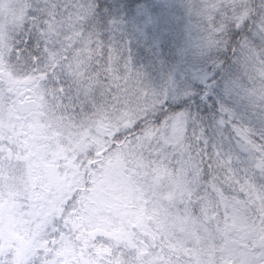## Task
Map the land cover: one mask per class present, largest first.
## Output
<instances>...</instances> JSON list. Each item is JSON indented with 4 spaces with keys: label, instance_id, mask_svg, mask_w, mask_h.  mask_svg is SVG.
<instances>
[{
    "label": "rangeland",
    "instance_id": "obj_1",
    "mask_svg": "<svg viewBox=\"0 0 264 264\" xmlns=\"http://www.w3.org/2000/svg\"><path fill=\"white\" fill-rule=\"evenodd\" d=\"M80 1L43 2L50 12L46 25L50 23L42 32L44 56L33 61L38 71L35 76L25 75L19 62L17 48H21V43L14 42V38L20 36L17 40H21L18 32L22 26L15 19L8 21L13 14L6 12L5 46L0 54V71L4 74L0 84L5 85L9 75V87L5 86L4 94L11 111L6 115L10 119L9 128L0 131V142L7 139L9 143L11 134L23 135L31 148L27 132L32 122L15 109L17 97L6 93L18 88L33 92L40 121L51 130L47 132L51 138L55 134L64 135L73 141L79 154L86 155L93 146L98 153L102 152L105 139L132 128L154 105L167 102L168 86L176 67L186 61L188 53H199L193 49L196 42L191 35L198 33L200 27L190 20L205 0H128L134 4L133 8L129 13L122 12L110 25L107 52L102 42L97 43L95 52L91 50V42H82L81 29L89 5ZM18 14L22 16L25 12ZM218 31L224 41L222 45L227 46L233 39L234 28ZM9 57L14 60L8 64ZM148 140L149 135L144 133L109 152L99 162L89 198L106 203L109 211L95 212L91 205L86 215L88 229L127 235L139 248L140 264H217L214 253L218 247L204 245L211 242L212 235L211 226L204 225L205 221L216 225L218 220L216 204L210 202L199 209L197 216H192L194 202L187 192L192 194L197 184L181 164L184 153L181 123L175 121L167 128L159 139L163 143L153 146L150 160L146 161ZM65 148L69 155L76 153L72 147ZM174 155H178L176 167ZM42 163L55 166L49 156H44ZM29 164L35 187L44 186V175L37 167L40 163ZM49 175L47 178L53 184ZM143 176L148 177V188H153V184L168 193L162 202L151 199L148 188L143 187ZM174 190L178 192H171ZM227 214L237 233L236 240L244 245H264V196L254 194L239 203L231 202Z\"/></svg>",
    "mask_w": 264,
    "mask_h": 264
},
{
    "label": "trees",
    "instance_id": "obj_2",
    "mask_svg": "<svg viewBox=\"0 0 264 264\" xmlns=\"http://www.w3.org/2000/svg\"><path fill=\"white\" fill-rule=\"evenodd\" d=\"M44 1L0 0V13L9 9L11 18L22 26L25 37L22 40L26 44L20 61L26 69H31L32 60L41 56L42 36L37 26H44L50 14ZM81 1L89 5L83 37L93 46L107 42L109 25L122 12L129 13L134 5L128 0ZM21 12L26 13L19 16ZM3 14H0V30L5 24ZM192 18L200 27L198 38L191 37L196 42L193 49L199 53H188L187 64L176 68L167 103L156 104L131 129L105 139V146L111 152L147 133L145 160L149 161L153 146L163 143L159 139L173 122L179 121L184 150L181 164L197 184L192 194L187 192L194 202L192 216H197L202 206L212 202L216 204L215 210L227 217L231 202L239 203L254 194L264 196V0H215L213 3L205 0ZM227 27L234 28L233 39L223 46L218 30ZM102 47L107 49V45ZM33 142L36 145L37 138ZM52 154L61 160L63 152ZM174 156L173 167H176L178 155ZM101 160L94 148L86 155L71 153L69 163L60 162L59 171L71 173L73 186L66 187L64 180H59L55 182L56 187L47 191L51 201L46 200L49 211L44 225L32 218L25 223L22 215L17 218L18 209L5 199L2 209L6 207V216L0 217V264L139 263V250L129 245L127 238L87 230L85 218L75 216L81 211H76L70 222L63 220L72 203L82 195L80 184H90ZM146 166L151 168L149 162ZM54 174L52 171L51 176ZM147 178L143 176L146 188ZM58 185L62 186L57 188ZM151 185L149 196L157 203L162 202L168 193L162 187ZM102 204L95 203L93 207L105 210ZM216 238L220 239V242L216 240L218 247L226 236ZM225 248L222 259L239 264L236 260L242 257L238 248L232 243ZM244 258L248 264L254 261L249 252Z\"/></svg>",
    "mask_w": 264,
    "mask_h": 264
},
{
    "label": "flooded vegetation",
    "instance_id": "obj_3",
    "mask_svg": "<svg viewBox=\"0 0 264 264\" xmlns=\"http://www.w3.org/2000/svg\"><path fill=\"white\" fill-rule=\"evenodd\" d=\"M19 97H20L21 100L23 101V102L21 103V105H22V110H23V111H26L27 106L29 105V100L26 99V98L29 97V96H27V95L24 96L23 94H21ZM21 105H20V106H21Z\"/></svg>",
    "mask_w": 264,
    "mask_h": 264
}]
</instances>
